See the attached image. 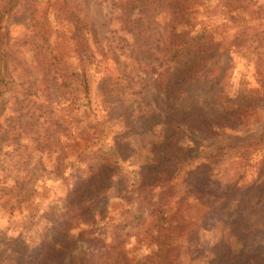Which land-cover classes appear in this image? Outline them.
I'll return each mask as SVG.
<instances>
[{
    "label": "rangeland",
    "instance_id": "rangeland-1",
    "mask_svg": "<svg viewBox=\"0 0 264 264\" xmlns=\"http://www.w3.org/2000/svg\"><path fill=\"white\" fill-rule=\"evenodd\" d=\"M151 1L157 9L138 22H132L140 13H130V0H18L6 15L13 82L0 98V229L7 235H23L31 243L39 240L46 228L43 213L66 204L76 167L102 160L82 157V152L99 149L101 156L123 138L134 153L121 166L132 170L146 163L154 144L163 140L170 112L165 82L190 61L169 59L170 10L159 0ZM7 2L0 0V11ZM191 8L196 25L188 36L201 30L212 34L216 52L206 65L220 73L221 82L195 95L202 125L179 128L187 152L184 166L175 171V186L178 195L185 194L186 170L209 160V189L230 193V200L245 196L240 208L244 222L258 224L263 230L258 240L264 244V0H197ZM65 10L86 24L94 56L84 74L77 65L74 24ZM129 14L132 21L126 25L123 18ZM137 54L146 59L138 60ZM124 70L139 89L126 95L123 104L136 120H106L100 82L105 78L114 86ZM83 75L89 78L88 92ZM224 114L227 118L218 121ZM96 122L102 124L94 128ZM112 186L105 212L89 225L108 242L114 238V226L130 219V210ZM240 186L247 188L239 192ZM185 203L186 216L199 228L200 250L203 245L209 248L221 236L222 221L203 199L189 195ZM223 203L231 210L238 205L236 200ZM155 223L156 217L147 216L142 224L122 230L123 247L135 261L151 250L148 238ZM176 242L184 246V264H205L195 241Z\"/></svg>",
    "mask_w": 264,
    "mask_h": 264
},
{
    "label": "trees",
    "instance_id": "trees-1",
    "mask_svg": "<svg viewBox=\"0 0 264 264\" xmlns=\"http://www.w3.org/2000/svg\"><path fill=\"white\" fill-rule=\"evenodd\" d=\"M197 0H159L170 10V34L168 41L169 59L177 63L190 61L183 68H177L164 85V100L169 113L164 120L163 140L155 143L151 149L150 159L132 170L121 166L134 153L129 141L123 138L115 140L106 154L98 155V150L82 152L80 156L90 158L102 157L95 163L87 162L86 167H76V181L70 187L66 204L63 207H50L43 213L46 228L36 243L28 242L23 235L10 236L0 229V264H184L183 244L176 240L184 239L194 243L198 257L205 264H264V244L258 240L263 230L258 224L244 222L241 204L245 196L230 200V193H214L209 189V160L200 162L186 170V193L178 195L175 186L177 166L183 167L187 147L179 141V128H196L202 125V115L195 102V95L200 91L213 90L221 82V75L206 65L212 59L216 48L211 33L197 31L194 36L188 33L195 27L192 5ZM18 0H8L0 11V98L13 82L9 68L8 39L9 29L4 25L6 15L16 6ZM130 13L137 11L140 17L130 19V14L123 18L138 22L149 19L157 6L151 0H130ZM67 18L74 24V39L78 66L83 74L85 66L92 63L94 51L86 32V24L74 12L65 10ZM142 24V22H141ZM133 28L139 29L138 25ZM130 26V29H133ZM136 35L140 31L136 30ZM135 47L131 49V55ZM135 54V53H134ZM138 60H145V54H137ZM187 63V62H186ZM76 66V65H75ZM104 78L100 82L103 89L102 103L106 110V120L123 117L133 122L136 117L133 111L124 109V97L138 92L136 81L124 70L120 80L110 86ZM82 83L89 91V78H82ZM185 96L190 100L185 103ZM3 107H0V115ZM227 114V113H226ZM227 118L222 115L218 121ZM101 122L92 124L97 128ZM92 153V154H91ZM91 154V155H89ZM208 159V156H204ZM182 169V168H181ZM124 170V172H123ZM115 185L117 195L123 199L130 210V219L116 224L114 238L111 242L97 237L89 225L94 224L96 216L104 213L107 206V190ZM247 186L236 188L239 192ZM234 191V190H233ZM232 191V192H233ZM231 192V193H232ZM193 196L206 201L212 213L222 221L221 236L208 248L203 245L200 250L199 228L185 214L186 197ZM225 195V196H224ZM223 200V201H221ZM237 201L231 207L223 203ZM147 216L156 217V223L148 238L151 250L138 261H135L123 247L125 239L122 232L129 225L137 226ZM243 221V222H242ZM259 239H262L259 237ZM192 247V246H190ZM5 249V250H4ZM201 255H200V254Z\"/></svg>",
    "mask_w": 264,
    "mask_h": 264
}]
</instances>
